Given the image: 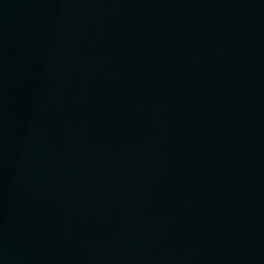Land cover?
Masks as SVG:
<instances>
[{"label":"water","instance_id":"water-1","mask_svg":"<svg viewBox=\"0 0 264 264\" xmlns=\"http://www.w3.org/2000/svg\"><path fill=\"white\" fill-rule=\"evenodd\" d=\"M0 264H264V0H0Z\"/></svg>","mask_w":264,"mask_h":264}]
</instances>
